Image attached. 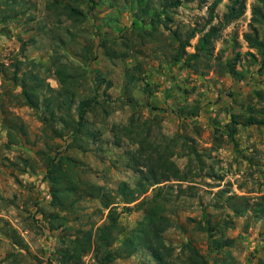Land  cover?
<instances>
[{
    "label": "rangeland",
    "instance_id": "1",
    "mask_svg": "<svg viewBox=\"0 0 264 264\" xmlns=\"http://www.w3.org/2000/svg\"><path fill=\"white\" fill-rule=\"evenodd\" d=\"M214 1L172 7L170 0H0V264H61L63 240L107 221L98 186L117 202L125 230L141 219L143 197L160 188L168 194L172 225L164 239L172 264H264V219L236 215L226 199L253 202L264 194V123L243 125L248 116L264 119V59L244 37L264 42V18L253 19L257 0H243V14L230 21L224 15L232 0ZM71 7L82 15L70 14ZM205 39L211 53L194 61ZM17 60L47 86L37 107L1 76ZM55 62L76 80L71 102L61 94ZM50 94L61 97L62 107H53L67 117L81 100L92 102L81 130L42 121ZM233 115L240 123L231 137ZM131 120L180 168L198 174L181 184L193 189L177 195L178 184L166 181L123 202L119 183L132 186L138 176L135 133L125 129ZM57 166L77 187L62 194L61 205L47 174ZM108 264L154 262L138 248Z\"/></svg>",
    "mask_w": 264,
    "mask_h": 264
},
{
    "label": "trees",
    "instance_id": "2",
    "mask_svg": "<svg viewBox=\"0 0 264 264\" xmlns=\"http://www.w3.org/2000/svg\"><path fill=\"white\" fill-rule=\"evenodd\" d=\"M183 1L187 0H170L167 6L177 7ZM261 5L253 6V19L258 20L257 15L264 18V0H257ZM217 0L213 2L215 5ZM167 6L163 5L161 12L165 11ZM244 11L243 0H232L228 6V11L224 15L227 21L237 18ZM69 13L75 16H81L82 12L74 7L69 8ZM160 19V12L156 15ZM154 24V23H153ZM245 40L251 47L261 49L264 59V42L259 41L256 37H251L248 34L244 35ZM202 42V40H201ZM208 40H204L201 48L197 46V51L191 56L195 61L200 55L208 56L211 53V48L207 47ZM189 45V44H188ZM22 61L17 60V63L10 64L13 67L12 72H9L8 67L1 70L3 79L12 80L13 87H20L19 96L22 100L33 106H39L40 94H45L47 86L43 79L32 69H22ZM55 75L61 85V94L68 97L69 102L75 93L76 80L74 76L66 69L64 64L55 62ZM50 91V88H47ZM43 101H47V115L42 117V121L46 124L48 121L60 122L71 129L72 134L75 131L81 130L84 123L86 111L92 107L90 100H81L75 107V117H68L62 113L57 114L55 108H61V97H55L50 94ZM58 102V103H57ZM57 103L56 107L54 104ZM55 108H54V107ZM133 120L126 126V131L135 133L131 141L136 145L132 152L131 158L134 159L132 168L137 172V180L130 186L126 182L119 183L116 194L122 198L124 203H131L138 200L145 192L154 185L174 181L177 185V195L184 194L188 189H193V186L182 187L183 182H192L194 176L198 175L192 168H180L167 155L166 148L153 146L151 140L148 139V132L138 130L137 124ZM230 133L233 135L237 132L236 125L240 122L232 116L230 122ZM264 119H257L254 116H248L244 119L243 125L262 124ZM144 132V133H143ZM56 133V132H55ZM56 135L61 136L62 132H57ZM47 174L52 179L51 193L55 203L61 205L62 194L65 192H73L77 189L76 186L69 184V175L64 172L62 167L54 169L49 168ZM61 181L66 182V187H63ZM170 189L173 187L170 186ZM96 195L100 196L102 206L108 210L106 222L96 226L94 229L80 231L74 238L63 240L62 245L56 250L57 260L61 264H108L121 256H129L138 248L146 249L153 259L154 264H172V247L168 245L164 239V232L172 225L171 219L166 213L168 194L163 192L162 188L149 198L143 197L138 202V207L142 211V217L138 224L130 229L125 230L118 223V212L115 201L108 199V196L101 191V187H94ZM91 188L90 195H93ZM222 194L227 190H220ZM95 195V194H94ZM229 206L234 213L239 216H244L250 212V216L257 219H264V194L258 195L253 202H249L246 196L228 195ZM237 199H243L242 202L236 203ZM216 247H220L218 243ZM92 253V261L85 262L84 256ZM200 264V262H196ZM201 264H204L203 261Z\"/></svg>",
    "mask_w": 264,
    "mask_h": 264
}]
</instances>
